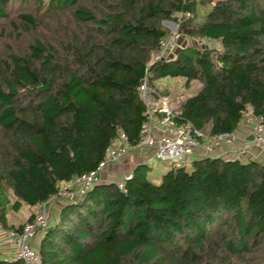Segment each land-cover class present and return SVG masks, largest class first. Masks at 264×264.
<instances>
[{
    "label": "trees",
    "instance_id": "1",
    "mask_svg": "<svg viewBox=\"0 0 264 264\" xmlns=\"http://www.w3.org/2000/svg\"><path fill=\"white\" fill-rule=\"evenodd\" d=\"M14 4L34 11L15 13L18 25L10 20L32 37L24 51L0 56L2 229L30 221L62 183L94 169L119 134L138 140L143 77L154 93L164 76L182 77L186 87L197 81L174 106L175 120L209 135L240 130L245 116L264 121V0H0V19ZM59 12L71 22L54 21ZM42 19L55 29L40 39L33 33ZM163 21L184 45L153 60L170 32ZM187 37L218 44L189 45ZM149 168L135 164L122 188L99 181L59 199L36 233L40 264L264 261V152L192 157L155 182ZM21 206L26 219L7 224V211ZM2 254L0 264H23Z\"/></svg>",
    "mask_w": 264,
    "mask_h": 264
},
{
    "label": "built area",
    "instance_id": "2",
    "mask_svg": "<svg viewBox=\"0 0 264 264\" xmlns=\"http://www.w3.org/2000/svg\"><path fill=\"white\" fill-rule=\"evenodd\" d=\"M187 15V14H185ZM180 34L170 30L169 34L159 41V49L153 55V60L165 58L180 45ZM187 42L208 47L205 41L186 38ZM218 44L214 45V48ZM138 94L144 105L145 120L141 123L138 140L129 144L122 134L108 148L105 157L97 166L85 173L75 175L68 182L62 183L55 193L50 195L35 211L30 221L22 227L0 228V250L3 245L13 250L14 257L23 264H40L36 249L32 246V238L35 234L47 226L49 222L48 204L56 199L71 200L80 196L93 184L101 181L100 172L107 165L116 163L122 159L131 149L143 150L154 157L173 166L184 165L191 156H218L231 155L242 158L248 156L256 158L264 152V121L261 116H245L241 126L248 129L249 137H241L240 130L221 132L209 135L206 132L193 127L189 122H177L175 120L174 106L163 94L154 93L153 88L143 77L138 86ZM253 150L255 152H253ZM128 175H125L126 178ZM122 188V181L117 182Z\"/></svg>",
    "mask_w": 264,
    "mask_h": 264
},
{
    "label": "rangeland",
    "instance_id": "3",
    "mask_svg": "<svg viewBox=\"0 0 264 264\" xmlns=\"http://www.w3.org/2000/svg\"><path fill=\"white\" fill-rule=\"evenodd\" d=\"M31 11H34L33 6L31 4H26L23 6L14 4L12 8H10L9 10V14H10L9 17L7 19L4 18L0 19V56L1 57L10 52L20 53L21 51H24L23 49L30 42L32 38L31 35L30 34L20 35L18 33V30H14L10 20H12L15 25H18V20L15 18V13L31 12ZM55 17L56 18L54 19V21H56V19H58V21H61V26L71 22L70 21L71 17L68 12H59L56 14ZM42 20L40 21L42 24L37 25L36 30L33 33V36H37L40 39L47 37L50 31L55 29L54 22L47 23L45 21L46 19H44L43 21ZM164 22L165 21H163L162 24L166 26L168 30H173V27H171L170 25ZM58 25L59 24H57V26ZM184 41H185V36L181 35V39H179L178 43H180V45H184ZM190 44H194V43L189 42V45ZM207 44L209 45V48H214L216 41L211 40L209 42H205L204 46H207ZM183 81L184 80L182 77L164 76L154 80L153 87L155 88V90H157L158 94H164L170 100L173 106L176 107L180 102H182L183 99L190 96L199 87V83L197 81L194 80L191 81L187 87L184 86ZM147 164L148 166H150V168L147 171V179L153 182L159 179L160 175L165 171V169L171 166L170 163L161 161L154 157L149 158ZM58 200L59 199L51 201V207L53 208L55 213L49 210L50 207L47 208V210H49L47 212L49 214L50 220H52V218L55 216L56 211L60 205V203L57 202ZM13 213H15V220H11L12 217L11 214ZM27 213H28V209L25 206H21L16 212H7V218L10 219L11 222L18 223L24 220ZM261 256L262 255H259L254 259L250 258L249 264H253L254 262H256L254 264H262L264 261L261 263V258H262ZM233 264H244V263L233 262Z\"/></svg>",
    "mask_w": 264,
    "mask_h": 264
},
{
    "label": "crops",
    "instance_id": "4",
    "mask_svg": "<svg viewBox=\"0 0 264 264\" xmlns=\"http://www.w3.org/2000/svg\"><path fill=\"white\" fill-rule=\"evenodd\" d=\"M240 131H241V137L245 138L247 137V132L248 129L244 126H240L239 127ZM149 153L143 150H137V149H131L122 159H120L118 162L116 163H111V164H107L100 172V180L101 181H121L122 178L129 173V171L132 169V167L137 164V163H147V161L149 160ZM193 156H191L190 158H188V161L192 158ZM68 182V181H67ZM57 202L62 203V200H58ZM50 207V211L54 212L53 208L51 207V202L49 203L48 207ZM48 210V211H49ZM9 212V211H7ZM30 210L28 209V213L26 215V217L28 216ZM55 213V212H54ZM49 215V214H48ZM11 220H15V213L11 214ZM26 217L24 218V220L26 219ZM23 220V221H24ZM20 221V222H23ZM18 223H14L11 222L10 219L7 218V213H6V223L7 224H11L16 226ZM39 234H35V236L32 238V245L36 246L38 240H39ZM2 254V256L4 257H8V256H12L13 255V250L11 247L3 245L1 250H0Z\"/></svg>",
    "mask_w": 264,
    "mask_h": 264
},
{
    "label": "water",
    "instance_id": "5",
    "mask_svg": "<svg viewBox=\"0 0 264 264\" xmlns=\"http://www.w3.org/2000/svg\"><path fill=\"white\" fill-rule=\"evenodd\" d=\"M164 23H166V24H168V25H170L171 27H173L174 28V24L173 23H171V22H168V21H165Z\"/></svg>",
    "mask_w": 264,
    "mask_h": 264
}]
</instances>
